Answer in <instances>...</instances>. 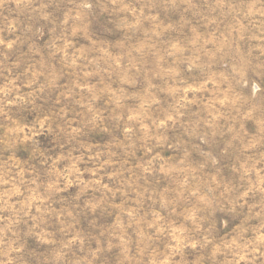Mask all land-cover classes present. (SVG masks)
Instances as JSON below:
<instances>
[{"label":"rangeland","instance_id":"1","mask_svg":"<svg viewBox=\"0 0 264 264\" xmlns=\"http://www.w3.org/2000/svg\"><path fill=\"white\" fill-rule=\"evenodd\" d=\"M0 264H264V0H0Z\"/></svg>","mask_w":264,"mask_h":264}]
</instances>
